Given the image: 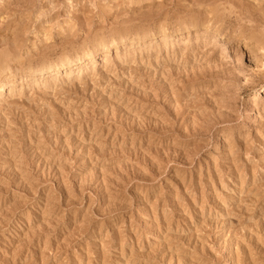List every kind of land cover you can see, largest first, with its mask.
Wrapping results in <instances>:
<instances>
[{
	"label": "rangeland",
	"instance_id": "obj_1",
	"mask_svg": "<svg viewBox=\"0 0 264 264\" xmlns=\"http://www.w3.org/2000/svg\"><path fill=\"white\" fill-rule=\"evenodd\" d=\"M0 77V264H264V0H0Z\"/></svg>",
	"mask_w": 264,
	"mask_h": 264
},
{
	"label": "bare ground",
	"instance_id": "obj_2",
	"mask_svg": "<svg viewBox=\"0 0 264 264\" xmlns=\"http://www.w3.org/2000/svg\"><path fill=\"white\" fill-rule=\"evenodd\" d=\"M127 39V38H126ZM143 39V37H141V39H140V41ZM129 40V39H128ZM210 40L211 41H213V44H216V42H218V44L220 45V46H222V48H223V50H225V48H228V49H230V47L228 46V43L226 42V41H224V40H218V38L217 37H215V36H213V37H211L210 38ZM179 39H176V38H174V39H172V41H170L169 40V38L168 37H166V40L165 41H163L161 44H160V47L162 48L163 46H165V47H168V49L169 50H167V51H171V49L173 48L174 50L176 49V47H177V45H179L180 43H179ZM198 41H200V39H198ZM142 42V41H141ZM190 42H191V40L190 39H188L187 38V40L186 41H184V43H186V49H188L189 48V46H190ZM118 43H119V40L118 39H116L115 41H114V44H116L117 45V47H120V46H118ZM130 43H131V41H130ZM135 44V43H134ZM104 47L106 48L105 50H106V54L103 56L104 58V60H102V61H104L103 63H104V67H105V69L107 70V69H109L110 67H111V58L109 57V51H110V45H109V42H105L104 43ZM232 49V48H231ZM94 52H93V50H87V51H84L82 54H81V56L79 57V60H78V62L76 61H74V58H63L61 61H59V62H55V63H53V64H42L41 66H39V67H37V68H30L29 70H28V73H30V74H37V76H39V77H36L35 78V80L32 82V90H34V91H36V90H38V89H40V88H42V87H45V86H47V85H49L50 86V83H56V81L59 79V78H57V76L56 77H54L53 75H55V74H57L59 71H60V69H66V74L67 75H65L66 77L64 78V80L63 81H67L69 78H70V76H71V72H72V68L74 67V66H76V67H78L79 66V69L80 70H78L79 72L81 71V73H79L80 75H79V78L81 79L82 77L83 78H85L84 77V75H85V73H86V71H95L96 69H97V65L95 64V63H93L94 64V66L93 67H91V70H89L90 69V66H88V64L87 63H84V59L85 58H87L88 56H90V57H92V56H94L95 54H93ZM50 67H52L50 70H49V68ZM89 68V69H88ZM88 69V70H87ZM54 72L51 76H53V77H49V78H46L45 77V74L46 73H48V72ZM98 71V70H97ZM10 74H12V72H10ZM94 74V73H93ZM12 75H15V74H12ZM87 76V75H86ZM79 79V80H80ZM81 81H83V80H81ZM68 82V81H67ZM5 83H7V80H5V79H2L1 77H0V103H1V95H2V90H3V88H4V84ZM31 84V83H30ZM57 87V86H56ZM31 91V90H30ZM9 92H10V94H12V96H13V92H14V87H11L10 88V90H9ZM258 97H259V88H257L256 90H255V92H253L252 93V100H254L255 102H257V99H258Z\"/></svg>",
	"mask_w": 264,
	"mask_h": 264
}]
</instances>
